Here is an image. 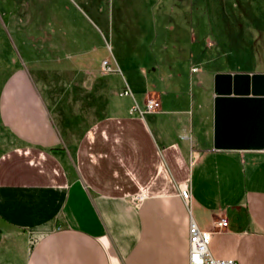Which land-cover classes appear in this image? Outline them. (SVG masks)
Returning <instances> with one entry per match:
<instances>
[{"label":"crops","instance_id":"0c3cea01","mask_svg":"<svg viewBox=\"0 0 264 264\" xmlns=\"http://www.w3.org/2000/svg\"><path fill=\"white\" fill-rule=\"evenodd\" d=\"M152 2L160 0H118V33H137L134 22ZM102 28L113 30V22ZM105 60L39 66L37 80L22 67L0 70V264H188L190 222L210 230L217 217L227 227L212 234L211 256L264 264V150L212 149L214 75L264 70L207 73L191 65L198 86L209 81L199 116L210 125L198 136L185 99L166 85H147L139 107L130 68L118 93L127 101L109 100ZM53 74L67 78L69 94L52 92ZM61 99L72 102L75 118L58 129L52 114H63ZM149 99L159 108L135 117L130 109L142 111ZM138 193L144 198L134 203Z\"/></svg>","mask_w":264,"mask_h":264},{"label":"rangeland","instance_id":"374dc122","mask_svg":"<svg viewBox=\"0 0 264 264\" xmlns=\"http://www.w3.org/2000/svg\"><path fill=\"white\" fill-rule=\"evenodd\" d=\"M149 5L151 9L146 8L134 22L137 33L124 36L115 23L118 0H0V70L22 67L37 80L39 66L76 65L78 69L84 61L90 67L104 58L111 70L104 77L112 88L109 100L127 101L118 93L130 68L139 78L136 88L131 84L139 107H143L141 91L147 85L155 91L166 85L169 94L185 99L193 112L195 134L202 136L203 125H210L199 116L206 108L203 99L209 96V81L203 78V85L198 86L195 75L189 76L190 66L207 73L264 70V0H160ZM105 20L110 26L113 22V30L102 28ZM66 79L53 74L50 87L58 97L71 92ZM57 101L63 114L54 112L52 118L62 129L64 118L70 122L75 118L71 115L74 108L70 101Z\"/></svg>","mask_w":264,"mask_h":264},{"label":"water","instance_id":"95a60500","mask_svg":"<svg viewBox=\"0 0 264 264\" xmlns=\"http://www.w3.org/2000/svg\"><path fill=\"white\" fill-rule=\"evenodd\" d=\"M213 150H264V74H215Z\"/></svg>","mask_w":264,"mask_h":264},{"label":"built area","instance_id":"2783aa9c","mask_svg":"<svg viewBox=\"0 0 264 264\" xmlns=\"http://www.w3.org/2000/svg\"><path fill=\"white\" fill-rule=\"evenodd\" d=\"M102 70L107 72L110 70L108 62L105 60L102 62ZM194 71V70H192ZM124 95H129L130 91L125 89ZM159 108V102L154 99H149L144 105L141 111L137 106H133L130 111L132 113L138 112H154ZM179 196L187 204L190 201L189 190L186 186L179 187ZM144 198L143 193H138L132 196L134 203L140 202ZM227 227V221L223 217H217L213 220L210 230H200L191 221L188 226V264H236L233 259H214L209 250L208 243L214 232H218Z\"/></svg>","mask_w":264,"mask_h":264}]
</instances>
